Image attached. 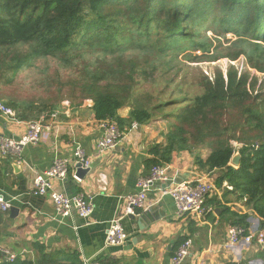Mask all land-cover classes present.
<instances>
[{
	"label": "trees",
	"instance_id": "1",
	"mask_svg": "<svg viewBox=\"0 0 264 264\" xmlns=\"http://www.w3.org/2000/svg\"><path fill=\"white\" fill-rule=\"evenodd\" d=\"M217 13L225 18L215 23L235 25L239 30L247 25L246 31L264 36V0H0V87L12 85L21 71L35 69L42 60L53 58L81 75L66 85L58 77L54 81L46 76L47 86L54 83L58 94L45 101L49 107L43 108L35 120L58 110L65 100L71 106H82L91 100L97 121L114 120L125 131L127 124L149 125L172 107L163 116L172 120L165 135L166 143L153 148L148 166L152 169L158 164H169L174 153L210 150L206 160L196 157L197 164L218 171L217 188L226 182L234 194L246 198L263 219L261 227H264V103L256 97L247 103L252 97L245 78L230 74L227 82L223 77L213 82L205 79L203 94L199 96L162 100L172 83L170 80L166 85L161 83L171 71L168 63H164L169 61L171 50L181 48L184 43L200 47V43L193 41L197 33L188 29L202 26ZM206 15L208 18L199 23ZM154 34L160 35L164 42V52L158 53L161 64L156 61L154 67L142 70V80L137 83L136 69L115 70L108 65L93 68L86 58L89 51L104 56L124 54L133 40L151 39ZM133 47L142 53L151 51L147 46ZM162 63L164 67L159 70ZM157 74L162 78L156 77ZM44 79L35 78L34 84L39 85ZM149 79H152L150 87L138 92L136 87L147 84ZM46 91L51 90L47 87ZM6 105L16 112L17 118L31 119L26 114L21 117L18 112V115L13 105ZM126 106L130 114L123 119L119 111ZM236 144L242 145L241 160L232 167ZM248 217L239 216L236 225L247 229ZM100 262L116 264L108 259ZM12 264L83 263L75 252L68 254L65 261L43 254L37 263L17 259Z\"/></svg>",
	"mask_w": 264,
	"mask_h": 264
},
{
	"label": "crops",
	"instance_id": "2",
	"mask_svg": "<svg viewBox=\"0 0 264 264\" xmlns=\"http://www.w3.org/2000/svg\"><path fill=\"white\" fill-rule=\"evenodd\" d=\"M63 106L54 111L59 117L48 123L50 130L44 131L37 145L24 147L20 156L0 155V195L18 209L0 212V264H12L10 255L37 263L43 254L65 261L75 252L83 264L104 259L116 264H171L177 248L186 240L192 241V247L183 264H264V246L257 243V238L251 244L240 239L234 248L228 247L229 228L236 225L239 216H249L247 231L255 236L264 231L263 219L226 182L217 188L215 181L220 174L197 164L196 157L206 160L207 154L197 153L195 157L185 151L174 153L172 161L164 165L177 182L211 178L215 191L207 201L210 211L205 218H178L172 198L153 191L148 207L122 217L129 235L126 244L108 246L109 224L121 216L123 197L135 193L138 179L150 174L147 162L162 140L151 125L133 128V124H127L116 149L98 156L95 142L101 130L93 102L75 111L70 104ZM119 114L129 118L127 111L120 110ZM26 131V120L0 113V136L19 139ZM76 144L92 157L91 170L80 179L74 168L65 180L55 182V190L68 195L85 193L95 208L89 224L75 213L58 217L49 197L32 193L37 174L50 168L56 159L72 158ZM230 166L236 167L232 163Z\"/></svg>",
	"mask_w": 264,
	"mask_h": 264
},
{
	"label": "rangeland",
	"instance_id": "3",
	"mask_svg": "<svg viewBox=\"0 0 264 264\" xmlns=\"http://www.w3.org/2000/svg\"><path fill=\"white\" fill-rule=\"evenodd\" d=\"M197 18H200V16ZM207 18V15L204 19L200 18L199 23H202ZM223 18H225V15L217 13L211 16L202 26L188 29L192 34L197 33V37L193 41L200 43V47L197 44L195 46H198V48L191 47L189 43H184L181 44V48L171 50V57L168 58L170 62H164L168 63V68L171 71L161 83L162 85H166L169 80L172 83L167 95L162 100H167V98L173 96L177 98L181 96L194 98L203 94L204 85L202 84L205 79L213 82L217 78L223 77L227 82L228 76L233 74L238 79L245 78L247 81V88L252 97L248 100V104L255 97L256 99L259 98L258 101L264 103V36H256V34L246 31L247 25L245 28L239 30V27L235 25L231 26L228 24L223 26L220 25V22L215 23L216 20L219 21ZM185 28L187 29L188 27ZM159 36L154 34L151 39H135L130 45H127L128 48H132L135 45L150 47L152 52L149 51V53L151 55L129 48L124 54L119 55V53H116L114 56H104L101 52L89 51L86 58L93 68L99 65H108V68L111 67L115 70H118L119 67L136 69L138 72V75L135 77L137 83L142 80V70L154 67L156 61H158V65L161 64L160 59H158V53L164 52H162L164 50V42ZM256 45L260 47H256ZM154 55L156 58L153 60ZM152 61L153 63H151ZM82 63L80 62L79 64L82 65ZM164 63H162L163 66L159 70L164 67ZM80 75V72L75 68H65L53 58L45 59L39 62L35 69L21 71L16 77L17 80L12 85L0 87V98L6 104L13 105L17 113L21 114V117L26 114L28 118H31L27 122L34 121L42 113L40 111L43 108L49 107L45 104V101L49 98H55L58 94L56 86H53L54 83L47 86L46 76H50L54 81L55 77H58L66 85L71 80L79 78ZM155 76L162 78L160 74ZM44 77L43 83L39 85L34 84L35 78ZM151 80L149 79L147 84L138 85L136 90L144 92L143 90H146L147 86L150 87ZM47 87L51 90L49 93L46 91ZM90 102L92 101H86L87 104ZM68 104L65 100L60 103L58 109ZM72 107L75 111L81 106ZM171 110H173L172 107L165 109L163 114L156 116L149 124L151 125V129L157 132L159 138L162 140V144L166 143L165 135L170 129V123L172 122L171 119L165 120L163 116ZM121 111H127L130 114L128 106L122 108ZM209 152L210 150L208 149H197L189 153L208 155ZM214 174L216 175V173ZM214 174L212 173V175Z\"/></svg>",
	"mask_w": 264,
	"mask_h": 264
},
{
	"label": "built area",
	"instance_id": "4",
	"mask_svg": "<svg viewBox=\"0 0 264 264\" xmlns=\"http://www.w3.org/2000/svg\"><path fill=\"white\" fill-rule=\"evenodd\" d=\"M0 113L2 116L11 119L16 118V112L3 101H0ZM58 117L59 113L53 112L42 115L38 120L27 122V131L19 139L0 136V155L4 157L9 155L20 156L24 147L37 145L42 140L44 131L50 130L48 123L54 122ZM98 125L101 135L95 142V150L98 156H103L116 149L124 136V131L114 120L99 121ZM137 126L138 124L134 123L133 128H137ZM235 148L234 155L239 152L242 145L236 144ZM78 164H82L85 168H91L93 164L92 157L80 144H76L72 158L56 159L50 168L37 174L32 193L34 196L49 197L58 217L65 218L75 213L89 224L95 209L92 200L85 193L68 195L55 190V182L65 180ZM136 188L135 193L123 197L121 216L113 219L109 224L106 237L108 246L117 247L126 244L129 235L122 224V217L148 207L150 205L149 193L159 191L163 196H170L178 218L190 217L200 221L209 213L207 201L215 191V185L209 176L194 181L177 182L168 175V168L164 164L153 166L149 175L140 177ZM12 208V201L0 195V212L5 213ZM228 233V247L231 249L240 239L251 244L254 238H257V243L264 246V231H260L255 236L243 226L234 225L229 228ZM191 247V240L184 241L177 248L171 264H183L190 256ZM9 260L14 262L16 256L10 255ZM89 264H102V262L93 261Z\"/></svg>",
	"mask_w": 264,
	"mask_h": 264
},
{
	"label": "water",
	"instance_id": "5",
	"mask_svg": "<svg viewBox=\"0 0 264 264\" xmlns=\"http://www.w3.org/2000/svg\"><path fill=\"white\" fill-rule=\"evenodd\" d=\"M240 160H241V154H240V152H237L233 156L231 163L235 166H238ZM75 169H76V177L80 178V179H83L86 176V174H88V172H90V170H91V168H85L82 164L76 165ZM17 211H18V209L14 208V207L12 208V212H17Z\"/></svg>",
	"mask_w": 264,
	"mask_h": 264
}]
</instances>
